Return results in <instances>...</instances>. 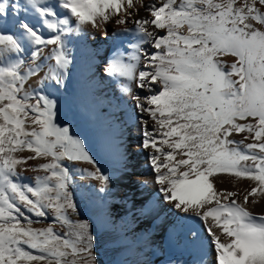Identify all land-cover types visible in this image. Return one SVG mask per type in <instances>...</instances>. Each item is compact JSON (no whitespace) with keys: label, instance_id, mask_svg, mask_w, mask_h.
Masks as SVG:
<instances>
[{"label":"snow or ice","instance_id":"1","mask_svg":"<svg viewBox=\"0 0 264 264\" xmlns=\"http://www.w3.org/2000/svg\"><path fill=\"white\" fill-rule=\"evenodd\" d=\"M29 9L38 24L10 31L9 12ZM0 21V264H98L92 225L72 218L73 169L91 165L78 171L100 192L111 178L57 121L44 86L66 80L72 34L107 37L109 25L130 51L117 47L104 72L126 81L121 90L148 117L140 147L162 199L202 223L206 236L192 231L190 243L209 246L212 264H264V213L253 210L264 201V0H0ZM22 171L43 174L25 183ZM222 175L251 183L218 190ZM39 218L51 223L34 228Z\"/></svg>","mask_w":264,"mask_h":264},{"label":"rangeland","instance_id":"2","mask_svg":"<svg viewBox=\"0 0 264 264\" xmlns=\"http://www.w3.org/2000/svg\"><path fill=\"white\" fill-rule=\"evenodd\" d=\"M93 39H98V32L91 29L70 36L68 48L73 63L68 74L75 77V89L69 95L53 97L57 100V121L70 127L72 134L86 142L102 171L111 178L108 190L100 192L98 181L78 171L79 168L91 169V165L76 164L73 169L76 173L73 196L77 199L78 219L92 225L98 264H166L163 263L164 253L158 254L160 251L157 250L163 248L165 234L155 235L147 245H137L134 239H131L130 247L122 245L138 211L153 200L158 202L160 207L148 218L153 223L163 214L166 201L152 183L154 173L148 163V152L140 147L141 120L148 117H142L136 110L130 94L116 90L115 84L107 79L104 69L110 61L109 51L106 48L102 51L101 48L105 47L102 43H99L100 48H96ZM128 43V39H122L121 47L130 51ZM226 59L230 61L231 57ZM243 135H235L232 139L241 140ZM43 162V159L29 161L27 167ZM23 174V181L31 183L37 174L43 173L24 171ZM222 177L232 181L230 191L243 193L251 183L248 180L236 181L228 175H222L216 181ZM39 219V223L33 224L34 228H45L51 223V218ZM56 228L59 230V224ZM189 254L182 250L174 254L173 260L179 263ZM213 259L211 256V263Z\"/></svg>","mask_w":264,"mask_h":264},{"label":"bare ground","instance_id":"3","mask_svg":"<svg viewBox=\"0 0 264 264\" xmlns=\"http://www.w3.org/2000/svg\"><path fill=\"white\" fill-rule=\"evenodd\" d=\"M18 2L23 5L25 4L26 0H18ZM152 2V0H144L145 4H150ZM140 15H147L143 8H141L140 10ZM38 19L39 18H37L35 13H33L30 9L27 11V14L24 10H21L19 12L18 17L10 11L7 17L6 26L10 31L19 33V20H27L29 23L38 24ZM3 23L4 22L0 21V24ZM113 27H115V25H109V36L105 37L102 32H98V39H93L94 41H96V43L94 44L96 48H100L99 43L105 44V47L101 49L102 51L105 50V48L108 49L109 59L112 58L117 47H121L122 39L124 40L123 37L114 38L111 36V30ZM42 31H45V35L47 36V30L42 29ZM45 53H47V50H45ZM25 59L27 63V57H25ZM47 70V65H45L44 71L41 72L40 76H35L30 79L28 87H38L37 81L40 80V78L47 72ZM107 79L111 83L115 84L116 90H121L120 83H126V81H121L116 78L111 77L110 79L109 76L107 77ZM74 81L75 77L69 73L66 77V80L61 85H55L52 82H46L44 86V92L51 94L52 97L69 95L75 89ZM135 91L140 95L145 94L142 90L139 89H136ZM140 115L142 116L141 113ZM23 173L24 171H22L21 175H24ZM245 183L246 181L243 182V186H245ZM216 188L218 190L226 189L230 191L232 188V181L228 179V177H222V179L216 181ZM159 207L160 205L158 204V202H155V200H153L152 203H147L138 211L137 219H133L130 223L132 224L131 229L128 230V237L130 236V238L126 237V239H123L122 245L130 247L131 239H134L137 245H147L152 242L153 237L155 235L165 234L163 248L161 250L157 249L160 251L158 252V254L164 253L165 259L163 263L165 262L166 264H199L201 258L203 257L208 262V264H212L210 257L215 256V253L209 246L206 245L203 250H201L190 243V233L192 231H198L202 235L206 236V233H204L203 231V225L198 220V218L189 214L180 213L178 210L172 209L167 202H164L163 214L156 221L150 223L148 221L149 215H151ZM263 207L264 201H261L258 205L254 207L253 210L257 214H262L264 213V209H262ZM72 218L78 219L79 214H72ZM133 226L135 227L133 228ZM182 250H187L190 254L187 259L181 260L179 263H177L173 260L174 254Z\"/></svg>","mask_w":264,"mask_h":264},{"label":"trees","instance_id":"4","mask_svg":"<svg viewBox=\"0 0 264 264\" xmlns=\"http://www.w3.org/2000/svg\"><path fill=\"white\" fill-rule=\"evenodd\" d=\"M75 201H77V199H74Z\"/></svg>","mask_w":264,"mask_h":264}]
</instances>
